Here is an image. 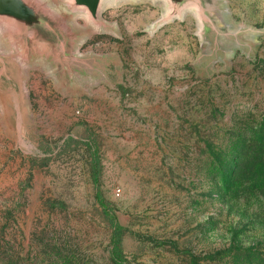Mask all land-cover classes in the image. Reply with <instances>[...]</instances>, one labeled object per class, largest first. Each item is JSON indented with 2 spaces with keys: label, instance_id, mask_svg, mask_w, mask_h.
I'll use <instances>...</instances> for the list:
<instances>
[{
  "label": "rangeland",
  "instance_id": "rangeland-1",
  "mask_svg": "<svg viewBox=\"0 0 264 264\" xmlns=\"http://www.w3.org/2000/svg\"><path fill=\"white\" fill-rule=\"evenodd\" d=\"M222 7L217 49L193 11L152 29L162 1L122 0L116 33L75 19L90 75L23 63L21 116L0 103V264H264V0Z\"/></svg>",
  "mask_w": 264,
  "mask_h": 264
},
{
  "label": "water",
  "instance_id": "water-1",
  "mask_svg": "<svg viewBox=\"0 0 264 264\" xmlns=\"http://www.w3.org/2000/svg\"><path fill=\"white\" fill-rule=\"evenodd\" d=\"M122 0H64L56 8L49 0H0V38L9 47L0 51V103L3 108L21 116L20 96L23 90L22 66L40 61L60 83L77 82L90 75L98 59L78 53L84 33L75 24L84 17L95 30L116 33L115 25L103 20L108 2ZM162 1L165 13L152 29L193 11L199 23L198 34L211 49L230 38L224 19L222 0H151ZM83 78V77H82Z\"/></svg>",
  "mask_w": 264,
  "mask_h": 264
},
{
  "label": "trees",
  "instance_id": "trees-1",
  "mask_svg": "<svg viewBox=\"0 0 264 264\" xmlns=\"http://www.w3.org/2000/svg\"><path fill=\"white\" fill-rule=\"evenodd\" d=\"M97 176H98V171L97 168L93 162V177H94V181L97 182ZM96 199L97 202L99 203V205L103 208L105 215L107 216V218H109V223L111 225V227L113 228L115 234L117 232V230L119 229V226L117 223H115L114 218L112 217V215L109 213V209L107 207V205L105 204V202L101 199L100 195L98 194V192L96 193Z\"/></svg>",
  "mask_w": 264,
  "mask_h": 264
},
{
  "label": "bare ground",
  "instance_id": "bare-ground-1",
  "mask_svg": "<svg viewBox=\"0 0 264 264\" xmlns=\"http://www.w3.org/2000/svg\"><path fill=\"white\" fill-rule=\"evenodd\" d=\"M110 2H108L107 4H109Z\"/></svg>",
  "mask_w": 264,
  "mask_h": 264
}]
</instances>
